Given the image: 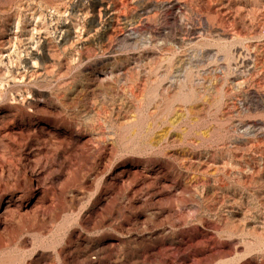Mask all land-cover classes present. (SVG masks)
<instances>
[{"label":"rangeland","instance_id":"374dc122","mask_svg":"<svg viewBox=\"0 0 264 264\" xmlns=\"http://www.w3.org/2000/svg\"><path fill=\"white\" fill-rule=\"evenodd\" d=\"M0 264H264V0H0Z\"/></svg>","mask_w":264,"mask_h":264}]
</instances>
